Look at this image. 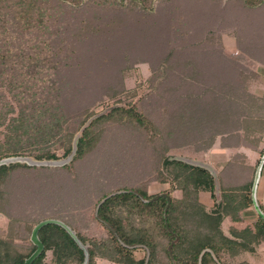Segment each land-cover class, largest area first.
I'll list each match as a JSON object with an SVG mask.
<instances>
[{
  "label": "trees",
  "instance_id": "obj_1",
  "mask_svg": "<svg viewBox=\"0 0 264 264\" xmlns=\"http://www.w3.org/2000/svg\"><path fill=\"white\" fill-rule=\"evenodd\" d=\"M167 1L0 0V159L27 155L42 160L68 155L74 134L105 105L80 106L71 101L70 95L77 88L69 82L78 58L76 42L87 38L98 13H109L116 7L145 10ZM231 1L251 9L245 12L248 20L254 18L258 26L264 23V0ZM256 49H252L255 54ZM262 49L255 57L260 61L242 57L233 69L218 63L214 70L208 65V71L205 65L197 69L191 62L192 72L188 75L183 71L189 87L174 99L171 111L170 104L161 109L166 113L161 122L165 139L158 133L151 110L142 102L164 86L171 70L168 57L156 65L148 79L149 88L128 99L121 94L127 69L115 71L118 84L105 87L103 94L114 106L84 129L73 159L62 167L71 176L65 179L71 181L69 187H77L73 165L79 161V174L86 171L88 175L84 167L93 162L100 165L97 157L108 147L123 153L137 147L151 149L150 162L146 178L136 185L133 180L127 187L107 190L87 202L82 196L75 200L71 193L70 202L65 197L66 203H58L65 206L58 219L88 246V264H198L202 251L200 264H264V253L259 250L264 241V220L258 217L249 225L238 226L240 213L252 207L251 185L259 159L246 185L234 186L223 184V170L218 174L186 162L174 157L170 149L186 147L202 155L217 139L223 147H257L264 134V97L254 90L260 77L258 68L264 66ZM213 58L219 59L218 55ZM263 151L264 146L258 149L259 157ZM18 168L37 167L17 162L0 166V212L8 217L6 226L0 228V264H22L36 248L30 240L32 228L46 219L30 216L22 208L20 213H10L3 204L9 198L1 187ZM153 183L168 186L149 193ZM59 188L58 194H62ZM201 192L210 194V207L200 201ZM226 219L233 223L227 228ZM38 237L44 248L31 264H82L83 251L61 226L44 225Z\"/></svg>",
  "mask_w": 264,
  "mask_h": 264
},
{
  "label": "rangeland",
  "instance_id": "obj_2",
  "mask_svg": "<svg viewBox=\"0 0 264 264\" xmlns=\"http://www.w3.org/2000/svg\"><path fill=\"white\" fill-rule=\"evenodd\" d=\"M247 10L251 9L231 0H169L161 4L154 3L150 9L145 10L137 7L129 9L116 7L112 11L109 10V13H98L93 17V30L87 34V38H84L83 42H76L78 58L70 73L69 82L73 89L77 88L76 92L73 91L70 95L71 101L80 106L91 104L96 106L102 102L105 104L104 107L99 106L97 109L99 112L103 110L107 112L114 105L108 104L109 101L103 94L104 90L118 84L116 80L114 81L115 71L117 73L121 67L127 69L122 81L126 94L124 91L121 94L123 98L128 99L149 88L148 79L154 75L156 65L168 57L171 70L168 71L169 76L164 86L159 88L157 95L145 97L142 102L146 110H151L158 133L165 139L164 125L161 122L162 116L166 113L161 109L164 105L170 104L171 111L174 99L185 93L189 87L184 83L186 77L184 72L187 71L188 75L192 72L194 67L191 66V62L197 69L205 65L210 71V68L217 69L218 63L223 68L233 69L241 63L242 57L260 61L255 57L260 52L258 50L264 48V23L258 26L253 17V20H248L249 14L245 13ZM252 49H256V54ZM216 55L218 60L213 58ZM258 73L260 77L255 81L254 90L256 94L262 96L263 65L259 66ZM219 144L217 139L213 149L202 155L194 154L186 147L170 149L174 157L208 165L218 174L223 170L224 174H221L225 175V178L221 177L223 184L229 182L234 186L246 185L252 176L247 156L234 150H218ZM124 145L127 146L125 148L127 150L128 144ZM148 151L151 149L137 147L130 153H123L108 147L97 157V160H101L98 161L100 165L95 166L93 162L87 168L84 167V170H88V175L86 171L79 174L78 170L82 164L76 162L73 170L74 174L78 175L77 187H69L71 181L65 178L70 179L71 176L67 169L62 168L63 166L18 168L9 175L1 187V191L9 198L8 201L2 202L10 213H20L22 208L30 216L58 219L59 211L65 207L58 203H66L67 197V202H70L71 193L76 195L75 200L80 201L82 196L81 200L87 202L107 190L127 187L126 184L132 183L133 180L136 185L139 180L145 179L147 176L145 169L149 167L150 162ZM116 152L120 154L114 155ZM244 153L248 154V151ZM54 167L60 168L56 170ZM103 176H107L106 179L102 178ZM263 182L261 179L260 184ZM58 186L62 194H58ZM167 186L163 183H153L149 185L148 190L149 193H157ZM39 201L42 203H38ZM30 206L32 209H29ZM7 221L8 217L0 212V228L5 227ZM89 229L87 232L91 233ZM94 264L109 263L98 261Z\"/></svg>",
  "mask_w": 264,
  "mask_h": 264
},
{
  "label": "water",
  "instance_id": "obj_3",
  "mask_svg": "<svg viewBox=\"0 0 264 264\" xmlns=\"http://www.w3.org/2000/svg\"><path fill=\"white\" fill-rule=\"evenodd\" d=\"M105 112V110L100 111L96 114H94L93 116H91L90 118H88L86 120V122L79 128L78 132L74 135L73 139H72V143H71V151L68 153V155H66L64 158H60V159H42V160H37V159H33L30 156H8V157H4L0 159V166L1 165H9L11 163H25L29 166H64L68 163H70V161L73 159L76 150H77V142L78 139L81 137L84 129L90 124V122L96 118L97 116H100L101 114H103ZM185 160L186 162L195 164V165H199V166H204V167H208V165L202 164L200 162L194 161V160H189V159H182ZM264 165V151L262 153V155L260 156L259 162L256 166L255 172H254V176H253V181H252V185H251V200H252V207L255 211V213L264 220V210H262V208L259 205L258 199H257V188H258V184H259V180H260V176H261V171ZM210 168V167H208ZM211 171L213 172V170L211 169ZM47 224H56L61 226L62 228L65 229V231L71 236V238L76 242V244L80 247V249L83 251L84 253V260L82 262V264H88L89 262V252H88V246L86 244H83L79 238L76 235V231L74 229H72L69 225H67L66 223H64L62 220L60 219H55V218H47V219H43L41 221H39L31 230V234H30V240L31 242L35 245V250L27 257L25 258L24 262L22 264H31L37 257L38 255L43 251V243L41 242V240L38 237V231L39 229ZM205 251H202L199 255V259H198V264H200L201 262V256Z\"/></svg>",
  "mask_w": 264,
  "mask_h": 264
},
{
  "label": "crops",
  "instance_id": "obj_4",
  "mask_svg": "<svg viewBox=\"0 0 264 264\" xmlns=\"http://www.w3.org/2000/svg\"><path fill=\"white\" fill-rule=\"evenodd\" d=\"M262 96L264 97V95H262ZM263 146H264V134H263L262 140L258 143L256 148H251L250 146H247V145H242V146H238V147H233V146L232 147L231 146H224L223 147V146H221V144H219L217 146V148H218V150H222V149H226L229 151L234 150L236 153L247 156L246 160L248 161V165H249L250 169H252L253 166L256 164L257 160L260 159L259 154H258V149L262 148ZM245 151H248V154L244 153ZM211 166H212V164H211ZM212 170L214 171L215 169H213V167H212ZM221 171L222 170H220L219 173H221ZM262 176H263V178H262ZM224 178H225V175H224ZM261 179L264 180V165H263V168L261 171L260 180ZM260 180H259V184H258V188H257V199H258L260 207L262 208V210H264V182H263V184H260ZM226 183L228 184L229 182H226ZM204 194H207V195H204ZM199 199L204 205H206L208 207H210L213 204V200H212L209 193L201 192L199 194ZM240 217H241V221L238 223V226H245V225H249V224L253 223L259 216L255 213L253 207H251V208H247L246 210H243L240 213ZM232 224L233 223L229 219H226L224 221V226L226 228ZM259 250L262 253H264V241L260 244Z\"/></svg>",
  "mask_w": 264,
  "mask_h": 264
}]
</instances>
